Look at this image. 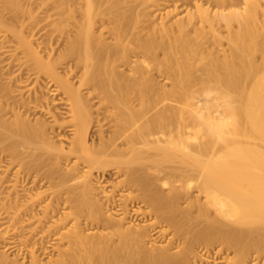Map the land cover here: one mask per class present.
Masks as SVG:
<instances>
[{
  "label": "bare ground",
  "instance_id": "1",
  "mask_svg": "<svg viewBox=\"0 0 264 264\" xmlns=\"http://www.w3.org/2000/svg\"><path fill=\"white\" fill-rule=\"evenodd\" d=\"M78 1L0 13V264H264V0Z\"/></svg>",
  "mask_w": 264,
  "mask_h": 264
},
{
  "label": "rangeland",
  "instance_id": "2",
  "mask_svg": "<svg viewBox=\"0 0 264 264\" xmlns=\"http://www.w3.org/2000/svg\"><path fill=\"white\" fill-rule=\"evenodd\" d=\"M20 1V4L21 5H43V2H42V0H19ZM56 2V1H55ZM3 5H5V3H4V0H0V13L3 15V18L6 20V22L7 23H9V24H11V25H14V26H16L17 25V19L15 18V16H13L12 14H10V13H8L7 11H4V9H3ZM49 5H56V3H50ZM70 5H81L80 3H79V1L78 0H70ZM34 6V8H36ZM21 21H26V19H21ZM1 35H4V33H2L1 32V30H0V36ZM11 39H10V37H8L7 35H6V39L4 40V42H0V49H1V51L2 50H4V49H2V48H4L5 46H7L8 45V41H10ZM3 62L4 63H1V61H0V66H3L4 64H8V63H10L11 62V57L9 56V57H6L4 60H3ZM41 86V87H40ZM23 87L25 88L22 92H23V97L24 98H29V97H31V96H33V95H38V94H40V92H38V94H36V92L35 91H40L41 90V94L42 93H44L43 95H48V98H49V100H54V98H56V97H54L53 95V97L51 96V93H50V89L49 88H47L46 86H45V88H44V86L43 85H35L34 83H27L26 85H23ZM39 88H42V89H40L39 90ZM38 89V90H37ZM44 91V92H43ZM35 93V94H34ZM33 94V95H32ZM40 96V95H39ZM50 96H51V98H50ZM17 97L18 98H21L19 95H17ZM53 98V99H52ZM56 100V99H55ZM38 118H40V119H43L44 120V117H42V116H40L39 114L38 115H36V118L35 119H38ZM65 118H66V116H65ZM94 135V132H92L91 133V137ZM71 137V135H70V133H65L64 134V142H62V144H63V146L66 148L67 147V145H68V139ZM117 181H119V179H117V178H115V177H112V178H108V177H105V178H102L101 180L97 177V175H95L94 176V183H95V187L97 188V186H98V188L99 187H103L104 188V190L106 191L107 189V191H109V189H110V187H111V185L112 184H114L115 182H117ZM102 190V189H101ZM100 190V191H101ZM99 191V192H100ZM111 214V213H110ZM137 224H138V222H137ZM165 244V243H164ZM157 246H159V245H157ZM13 257H14V253L13 254H10L9 255V260H12L13 259ZM231 257H234L233 256V254L231 253H229L228 255H227V253L226 254H224L222 257H221V259H219V260H217L216 262H210V264H229L228 262H229V260H231ZM21 260V259H20ZM23 260V259H22ZM42 260V262H44V263H46L48 260L47 259H45V261L43 260V259H41ZM27 260H25V263L26 264H28V261L26 262ZM21 262H24V260L23 261H21ZM256 264H263V262L261 263H256Z\"/></svg>",
  "mask_w": 264,
  "mask_h": 264
}]
</instances>
